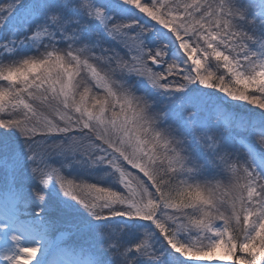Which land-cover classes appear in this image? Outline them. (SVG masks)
I'll list each match as a JSON object with an SVG mask.
<instances>
[{"label": "snow or ice", "instance_id": "snow-or-ice-1", "mask_svg": "<svg viewBox=\"0 0 264 264\" xmlns=\"http://www.w3.org/2000/svg\"><path fill=\"white\" fill-rule=\"evenodd\" d=\"M0 264H264V0H0Z\"/></svg>", "mask_w": 264, "mask_h": 264}]
</instances>
